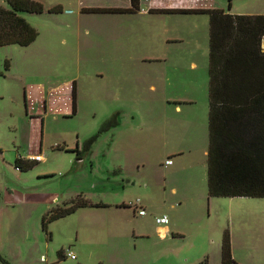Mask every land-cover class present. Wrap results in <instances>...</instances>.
I'll list each match as a JSON object with an SVG mask.
<instances>
[{
	"label": "rangeland",
	"instance_id": "rangeland-1",
	"mask_svg": "<svg viewBox=\"0 0 264 264\" xmlns=\"http://www.w3.org/2000/svg\"><path fill=\"white\" fill-rule=\"evenodd\" d=\"M33 1L44 12L20 16L36 41L0 48V264H221L226 231L236 264H264V198L208 195L209 15L149 14L144 0L138 14L94 11L129 0ZM210 1L264 15V0ZM81 200L43 231L50 211ZM137 200L145 216L128 206Z\"/></svg>",
	"mask_w": 264,
	"mask_h": 264
},
{
	"label": "trees",
	"instance_id": "trees-1",
	"mask_svg": "<svg viewBox=\"0 0 264 264\" xmlns=\"http://www.w3.org/2000/svg\"><path fill=\"white\" fill-rule=\"evenodd\" d=\"M7 2L9 9L0 7V48L11 45L28 47L36 41L39 33L20 14H42L44 7L33 0ZM131 3L132 7L126 10L94 11L139 10V0H131ZM152 12L209 15L208 195L210 198H264V15H232L216 9ZM75 97L76 88L73 86V115L76 112ZM25 105L27 108V99ZM116 124L111 120L104 128ZM21 163L18 159L16 168L24 170ZM87 205L81 200L70 208L50 211L43 218V231L48 232V224L52 221ZM59 256L63 258L61 254ZM221 264H236L228 231L222 239Z\"/></svg>",
	"mask_w": 264,
	"mask_h": 264
},
{
	"label": "crops",
	"instance_id": "crops-1",
	"mask_svg": "<svg viewBox=\"0 0 264 264\" xmlns=\"http://www.w3.org/2000/svg\"><path fill=\"white\" fill-rule=\"evenodd\" d=\"M139 1H140L139 2V10L133 11V12H118V14H122V13L138 14V13H140L141 12V3L143 2V0H139ZM204 1L205 2H211L210 0H204ZM144 2L145 3H149V5H150L149 9H148V13L149 14H153L154 13V12H152L153 10L214 9L213 8V4H212L213 2L208 4V3H203V0H144ZM163 3H169V5H171V6L169 7V9H166V8L162 7ZM131 4H132L131 0H129V5H127L126 7L117 8V9H122V10L130 9L132 7ZM162 13H164V12H162ZM157 14H161V13L158 12ZM154 15H156V14H154ZM68 97H69V99H68L69 100V104H68L67 112H68V114L72 113V115H73V99H72L71 91H70V95ZM75 108H76V111H77L76 97H75ZM41 124H42V121L39 120V119H35L33 121V125L35 126V129H33V133H32L33 137H32V139L34 141H36V143H33V142L30 143V150H29V155H28V158L30 160H32V157H34L36 155H40L41 156V153H40L41 141H40V139H39V144L37 143L38 142V138L40 137ZM41 160H42V156H41ZM128 206H129V204H128ZM168 224H169V222H168ZM164 230L166 231L168 229L166 228ZM165 231L162 233V236L165 235ZM74 256H75V254H74ZM76 259L77 258L75 256L74 260H76Z\"/></svg>",
	"mask_w": 264,
	"mask_h": 264
},
{
	"label": "built area",
	"instance_id": "built-area-1",
	"mask_svg": "<svg viewBox=\"0 0 264 264\" xmlns=\"http://www.w3.org/2000/svg\"><path fill=\"white\" fill-rule=\"evenodd\" d=\"M262 44L264 46V36L262 38ZM71 95H72V91H71ZM44 106V109H45V104L43 105ZM32 161H41V156L40 155H36L34 157H32ZM167 165H171L172 164V161H167L166 163ZM129 207H132L136 210V212L140 215V216H145L146 215V210L145 208L142 206V202L140 200H137L136 202H131L129 204ZM169 220H168V217L167 216H162V217H159L156 219V223L159 224V225H166L168 224ZM67 257H69L70 259L74 260L75 259V256L72 252H69L67 254Z\"/></svg>",
	"mask_w": 264,
	"mask_h": 264
},
{
	"label": "flooded vegetation",
	"instance_id": "flooded-vegetation-1",
	"mask_svg": "<svg viewBox=\"0 0 264 264\" xmlns=\"http://www.w3.org/2000/svg\"><path fill=\"white\" fill-rule=\"evenodd\" d=\"M45 102V101H44ZM46 104V103H45Z\"/></svg>",
	"mask_w": 264,
	"mask_h": 264
}]
</instances>
